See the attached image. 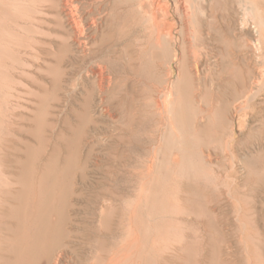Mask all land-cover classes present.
Here are the masks:
<instances>
[{
  "label": "rangeland",
  "instance_id": "obj_1",
  "mask_svg": "<svg viewBox=\"0 0 264 264\" xmlns=\"http://www.w3.org/2000/svg\"><path fill=\"white\" fill-rule=\"evenodd\" d=\"M2 1L4 2V0ZM162 1H165L163 3L170 5V7L173 5V0ZM5 2L4 13L2 12L3 14L0 16V258L8 244L13 241L12 236L9 235V228L12 225L14 227L16 225L19 226L20 234H25L26 231L27 233L30 232L31 217L34 212L33 202L34 199L40 196L41 182L44 176L48 177L50 175L49 177H53L57 173V177H53V179L55 182L62 184L67 191V196H63V202L67 216H71L68 217L71 220L67 219L65 221L64 227L65 229L71 227L73 230L72 234L76 232L78 236L76 237V234L72 236L70 233L68 235L70 238H66V240L70 239V241L65 240L66 244L71 242L69 244L71 245L73 243L72 246H75L77 253L79 252V254H69L71 258L74 256L75 259H73H77L76 261H83L85 264L93 262V259L88 257V255L91 256L88 252L89 246L83 243L85 241L83 238L82 240L79 239L81 238L79 233L82 231L81 223L85 217V210L83 211V209L86 206L87 209L94 203L98 212L94 225H98L99 227H96L99 230L103 229L102 231L100 230L101 233L111 229L115 234H113L114 239L112 238V242L116 259H118L117 264H264V187H261L264 186V110L249 112L236 118L229 113L222 138L218 140H214L210 133L208 134L209 130L206 133L198 134L194 132L190 124L183 123L181 128H179L180 139L177 148H174L173 142H170L172 139L170 136H166V139L159 144L158 140L149 138L151 135L160 136V133L157 134L160 131L157 128V116L150 112L148 113V109H151L146 105L150 101L146 92L148 90L145 86L142 85V87L141 84L137 83V80H143L144 77L150 83L155 81L154 77L151 76L153 70H150L155 57L146 56L148 58H145L146 62L144 61L142 65L136 64V69L139 70L137 75L139 76L140 74L139 77L141 78L133 74L137 86L135 87L134 84L133 88H138V90H133V95L136 94L134 95L136 109L134 115L136 119L141 120L145 129V131L140 132L146 133L150 131V133H146L149 140L148 148L152 149H148V152L150 151L149 153L147 152L148 156L131 158L127 154L124 155V153L121 155L122 157L115 156L116 152L125 151V146L118 139L120 136L118 134H121L120 131L123 125L121 123L117 124V122L108 119L106 116H102L101 112L96 108L92 110V113H87L88 123L86 125L88 126H86L85 131L95 130V133L100 134L96 136L99 141L93 137L89 139V134H87V139L92 143L86 145L81 142L78 145L80 148L78 147L79 149L76 150L78 154H76L74 159L68 152L67 142L73 138L76 140L73 132L78 129L82 117L81 109H78L77 106L82 102L83 96L76 94L73 97L75 104L72 101L74 104L72 105L74 110L76 107L78 110L54 108L52 105H54L53 95L55 94H51L54 90L49 83L55 72H52V74L40 72L36 81H32V79H28L25 82L22 81L25 85L23 87L16 71L19 62L16 49L27 45L32 35L29 33L32 32V27L30 28L31 25L27 19L30 17L33 2L32 0H27L26 8L17 3L19 0H5ZM199 2L194 1L193 3V0H185L184 6L186 8L184 12L205 20H210L213 14L217 17L218 22L220 19L222 20L224 15L222 7L210 5V1L205 0L201 3V6L204 7L203 12H200L197 9ZM7 9L9 10L7 11ZM184 12L180 10L177 20L183 18ZM262 13L264 17V10ZM10 15L12 16L10 17ZM182 20L178 22L180 31L183 29ZM212 26L213 23L211 24ZM24 38L25 41H23ZM49 38L53 44L56 43L54 35H50ZM201 68L204 71V68ZM148 73L151 74L148 75ZM43 75L45 78L41 79L40 77H44ZM160 83V88L165 85V82ZM207 83L209 84L210 82ZM20 87L21 89H26V91L34 92V95L27 94L23 96ZM44 89H48V93ZM67 89L69 88H66L65 91ZM65 91L59 92L60 98L65 95ZM54 93L56 92L54 91ZM141 93L143 94L141 95ZM145 97L147 98L145 99ZM63 98L65 100V97ZM63 98L61 103L65 102ZM136 98L142 103L140 104ZM33 104H36V106H33ZM49 106L51 107L50 109ZM144 106L148 111L144 109ZM184 107L183 110L186 109ZM52 108L55 111L54 113L51 112ZM56 111H61V114ZM63 114L66 115L63 116ZM147 114L152 116L150 117ZM198 119H200L199 115ZM145 120L147 121L145 122ZM54 123L55 125H53ZM67 123H69L68 126ZM42 124L44 130H42ZM49 124L50 127H47ZM212 131L214 132L213 128ZM46 132L49 136L44 134ZM141 133L139 137L142 136L144 138L146 134L143 133L144 135H142ZM38 136L39 138H37ZM39 141L40 144L38 143ZM61 141L62 144L60 143ZM64 143L66 144L64 145ZM44 145L45 148L43 147ZM42 148H44L45 152L42 151L41 153ZM54 149L56 150L55 152ZM154 149L156 150L155 156L152 155ZM57 151L62 152L56 153ZM80 151L82 153H79ZM87 152L91 154L88 155ZM57 155L59 156L55 157ZM42 157L45 159L43 160ZM71 158L75 161L74 165L70 167L67 175H64V167L67 168V163H70ZM152 159L154 160L152 161ZM150 160L153 165L152 174L145 178L143 177L147 175L145 166L151 164ZM132 163L138 169L135 167L131 168L133 166ZM54 169L62 172H56ZM144 170L146 172H142ZM138 171L140 172L138 173ZM140 173L143 174L140 175ZM22 189L23 194L21 193ZM60 190V188L56 189V187L52 189L51 204L54 207H58L63 203L60 200L62 195ZM97 192L100 198L94 196L98 195ZM35 193L36 195H34ZM19 196L22 197L19 198L20 200L18 199ZM26 196L28 197L26 198ZM108 198L109 200L107 201ZM103 199H106L104 202L106 205L108 204L107 206L102 203ZM82 200L83 203L81 202ZM85 202L86 205L84 204ZM113 204L115 205L113 206ZM98 206L101 207L99 208ZM75 207L76 209L80 207L82 212H79V209L75 210ZM105 208H107L106 211L104 210ZM17 209H21V212H23L21 217L15 215L14 212ZM25 212L26 218L24 217ZM74 216L75 218H73ZM103 216L104 218H102ZM55 218V213H52L50 222H53ZM8 220L9 222L11 221V224L7 222ZM7 223L10 226L8 229H6ZM69 228L68 231L70 230L71 232V228ZM27 233L21 235V242H23L22 238ZM102 234L100 237L103 239V243H106V237H103ZM79 242L80 244L82 242V244L80 245ZM5 243H7V246ZM80 246L82 247L79 248ZM105 248L103 246V250L98 252L102 257L106 255V245ZM78 249H83V252L81 253Z\"/></svg>",
  "mask_w": 264,
  "mask_h": 264
},
{
  "label": "bare ground",
  "instance_id": "obj_2",
  "mask_svg": "<svg viewBox=\"0 0 264 264\" xmlns=\"http://www.w3.org/2000/svg\"><path fill=\"white\" fill-rule=\"evenodd\" d=\"M26 1L27 0H19L17 3L25 7L27 4ZM184 1L185 0H173V5L170 7V5L168 6L166 3H163L165 1L162 0H32L33 4L31 5L32 10L30 17L29 19L26 18L29 20L28 22L31 25L30 28L32 27V32H28L32 35L27 45H24L22 48H15L18 55L17 58L19 59L16 68L17 76L24 87L25 85L22 81L25 82L28 81V79L36 81L40 72H46L47 74L55 72V75L52 76L49 83L51 84L50 87L56 92L54 93L53 91V93H51L55 94L53 95L54 105L52 106H54V108H61V110L62 108L71 109L73 111L79 108L81 109V124L78 129H75L76 131L73 132V134L75 133L76 140L73 138L67 142L68 152L72 158L75 159L76 154H78L76 150L80 148L78 145L81 142H84L86 145L92 143L87 139V134H89V139L92 137L96 139V136L100 135L99 133H95L93 129L85 131L86 126H88L86 125V123H88L87 113H92V110L96 108L101 112L102 116H106L108 119L117 122V124L121 123L123 125L120 131L121 134H118L120 135L118 139L119 142L125 146V151L116 152L115 156H121L124 153V155L127 154L131 158H134L146 156L150 152H148V149L151 148H148L149 140L146 134L150 133V131L146 133L143 132L146 134V139L145 137L142 138V136L139 137L140 131H145V129L141 120L136 119L134 115L136 110L134 95L136 94L133 95V90L136 89L133 88L136 83L134 78L138 76L137 74L139 71L136 69V64L139 63L142 65L146 56L155 57V60L153 62L151 61L152 66L150 68V70H153V73H148V75L151 74L156 82L153 80L154 83H150L146 81V77H144L143 80H137V83L141 84V86H145L148 90L146 92L149 95L150 101L148 102L146 100L148 102L146 105L151 109H148V111L145 106L144 109H146L148 113L150 112L154 114V116H157V118H155L157 119L158 131H160L157 133H160V136L155 137L151 135L149 138L158 140L159 144L166 139V136H170L172 138L170 142H173L174 148H177L180 139L179 128H181L183 123L190 124L194 132L198 134L203 132L206 133V131L209 130L208 134L210 133L214 140H218L222 138L229 113L233 114V117L236 118L249 112L264 110V17L262 13L264 10V0H209L210 5L220 6L224 10L222 20L220 17L219 19L221 21L219 20V22L217 21V17L213 14L210 20H205L184 12L186 8V6H184ZM194 1H200L197 9L203 12L204 7L201 6V3L205 0H193V3ZM4 2L0 0V16L4 13ZM8 10L9 9H7V11ZM180 10L184 12L182 15L183 20L178 19L179 21L182 20L183 29L181 31L179 30L180 28H178L179 21L177 20ZM11 16L12 15H10V17ZM7 21L5 22L7 23ZM212 23L213 26L211 27ZM28 30L31 31L29 28ZM50 35L56 37L55 44H53L49 38ZM23 41H25V38ZM53 45L55 46L53 47ZM201 67L204 68V71L201 70ZM133 74H135V76ZM40 78H45V76ZM42 82L44 81L42 80ZM160 82H165V85L161 88ZM207 82L210 83L208 84ZM135 87H137L136 84ZM66 88L69 89L65 91ZM44 90L46 93L49 91L48 89ZM136 90H138V88ZM63 91H65V95L63 96L65 100L62 95L61 97L65 102L61 103L62 98H60L59 92ZM21 94L23 96L27 94L33 96L34 92L26 91V89L23 88L21 89ZM76 94H79L81 97L83 96V98L82 102L77 106L78 109L76 107L74 110L73 105L75 101L73 97ZM142 94L143 93H141V95ZM146 98L147 97H145V99ZM77 99L79 100V98ZM72 101H74V104ZM49 102L48 104H50ZM34 105L36 106V104H33V106ZM184 106L187 110H183ZM29 108L31 109L30 106ZM50 108L49 106V109ZM51 112H55L53 108ZM60 112L58 111L57 113ZM76 113L78 114V112ZM151 114L147 115L151 117ZM64 115L66 114H63V116ZM198 115L200 119H198ZM44 120L46 119L44 118ZM204 120L205 122L203 123ZM146 121L147 120H145V122ZM55 123L53 125H55ZM68 124L69 123H67V126ZM116 126L119 127V125ZM47 127H50V124ZM42 130H44V126ZM143 133L141 134L144 135ZM44 134L47 135V132ZM39 136L37 138H39ZM63 136L65 135L63 134ZM58 138L57 140H59ZM38 143L40 144V141ZM60 143L62 144V141ZM65 144L66 143H64V145ZM45 145L43 146L44 148ZM82 147L84 146L82 145ZM44 148H42V150L40 149L41 153L44 151ZM55 151L54 149V152ZM61 152L57 151L56 153ZM155 152L156 150L154 149L152 152L153 156H155ZM79 153H82V151ZM58 156L59 155L55 157ZM44 159L45 158H43V160ZM124 159L122 158V160ZM153 160L154 159H152V161ZM128 161L130 162V160ZM152 161L151 164L145 166L147 172L145 170L142 171L147 174L143 176L145 178L152 174ZM74 162L73 159L70 163L66 162L67 168L64 167V175H67L70 167L74 165ZM52 166L54 167V165ZM132 167H135V165L131 166V168ZM141 169L143 170L142 167ZM54 170L56 172L61 171L57 169ZM140 171H138V173ZM56 174L53 177H57ZM142 174L140 173V175ZM49 176H44L40 185V196L34 199V212L31 217L30 232L27 233L26 231L27 235L22 238L23 242H21V235H25L26 233L20 234L21 231L19 226L16 225L14 227V225H12V228L8 226L7 223L6 229L10 227L9 235L12 236L13 241L11 244H8V246L7 243L9 242L5 243L7 247L0 258V264H85L83 261L74 260V256L73 259L69 255L70 253L76 254L77 252L75 246H72L73 243L71 245H69L71 242H68L69 244L65 243L66 238H70L68 236L70 233L72 236L76 234L75 231V233L72 234L73 230L71 227V232L70 230L68 231L69 227L67 229L64 227L65 221L69 219L68 217H71L67 216L65 204L63 202V196H67V191L63 188L62 184L55 182L53 177ZM25 184L24 186L27 185ZM55 187L56 189L60 188V192L62 193L60 200L63 203L59 202L61 205L58 207H54V205L51 204L52 189ZM22 191L23 189L21 193ZM34 195H36V193ZM94 196L100 198L99 194ZM20 197L21 196H19L18 199ZM27 197L28 196H26V198ZM104 200L106 199H103L102 203L105 204ZM108 200L109 198L107 201ZM81 202L83 203V200ZM84 204L86 205V202ZM114 205L115 204H113V206ZM80 207L82 208V206ZM80 207L77 208L79 212L81 211ZM86 207L83 209V211L85 210V217L81 223L82 231L80 229L81 232L79 236L81 238L79 239L82 240L83 238L86 242H82L89 246L88 252L91 256L88 255V257L93 259L91 264H117L118 259H116L112 242V238L114 239L113 231L109 229V231H103L102 234L100 232L101 229L99 230L96 227L98 225H94L96 214H98L96 206L93 203V205H90L87 209ZM77 209L75 207V210ZM106 209L107 208L104 210L106 211ZM14 213L17 217L23 215L21 209H17ZM52 213H55L56 218L53 222H50V215ZM11 214H13V212H11ZM24 214L26 218V212ZM75 216L73 218H75ZM104 216L102 218H104ZM4 217L6 216L4 215ZM111 219L109 220L111 221ZM7 222H9V220ZM10 222L9 224H11ZM101 234L103 237H106V243H103V239L100 237ZM76 237H78L77 234ZM66 241H70V239ZM104 244L107 247V252L106 255L102 257L98 252L103 250V246L105 248ZM3 246L5 247V245ZM81 247L82 246L79 248ZM82 250L79 251L82 253ZM77 254H79V252Z\"/></svg>",
  "mask_w": 264,
  "mask_h": 264
}]
</instances>
